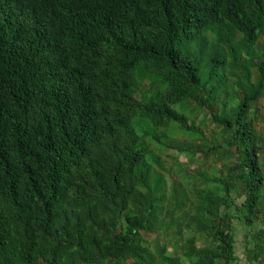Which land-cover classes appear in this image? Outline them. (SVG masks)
<instances>
[{"label":"trees","instance_id":"16d2710c","mask_svg":"<svg viewBox=\"0 0 264 264\" xmlns=\"http://www.w3.org/2000/svg\"><path fill=\"white\" fill-rule=\"evenodd\" d=\"M263 96L264 0H0V264H264Z\"/></svg>","mask_w":264,"mask_h":264},{"label":"rangeland","instance_id":"374dc122","mask_svg":"<svg viewBox=\"0 0 264 264\" xmlns=\"http://www.w3.org/2000/svg\"><path fill=\"white\" fill-rule=\"evenodd\" d=\"M261 110L260 115L256 120V125L259 131L264 133V96L261 98L260 102L257 104ZM210 116L206 114V111H199L197 113V118H190L191 121L201 127L202 130L207 134V136H216L218 135V128L216 124H214ZM168 147L162 148L159 152L162 156V161L167 169L170 170V174L166 173V177L168 180V189L169 192L172 191V187L175 184L181 189L182 187L188 188V185L192 182V175H196L198 171H205L209 174H213L216 171L214 167H220L221 160H217L214 153L209 152L208 156H204L202 152H196L194 158L192 159V147L199 144L200 140L192 138L186 132H177L174 135H169L166 140ZM176 142H179L184 151H178L174 149V145ZM211 145V142L209 143ZM185 169L183 172H179L178 168ZM191 181V182H189ZM180 183H182V187H180ZM241 199H238L237 202H240ZM235 229L233 230V235L235 238V253H236V264H249L248 259L246 257L245 248L247 245V240L251 239V234L248 232L249 228L238 219L234 220ZM163 231V227L161 225H157L155 231L148 235V237L155 241L159 239L162 243H166L169 252H174L175 248L172 245L173 243V235L163 236L161 233ZM170 233H175L171 231ZM203 241H199V244H202ZM128 255L126 259H128Z\"/></svg>","mask_w":264,"mask_h":264}]
</instances>
